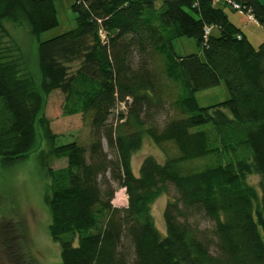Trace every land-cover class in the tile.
Returning a JSON list of instances; mask_svg holds the SVG:
<instances>
[{
	"label": "trees",
	"instance_id": "trees-1",
	"mask_svg": "<svg viewBox=\"0 0 264 264\" xmlns=\"http://www.w3.org/2000/svg\"><path fill=\"white\" fill-rule=\"evenodd\" d=\"M234 1L264 26L261 0ZM226 6L75 0V27L38 41L33 72L7 22L37 36L59 24L55 0H0V160L20 162L38 133L44 140L36 156L62 264H264V41L255 46ZM179 37L195 39L203 55L178 54ZM221 81L229 98L200 106L196 93ZM54 90L65 114L88 117L87 145L57 143L44 115ZM166 104L176 114L160 126ZM146 135L164 160L147 155L136 174ZM202 158L213 162L186 168ZM57 160L66 164L55 168ZM115 185L125 207L112 203ZM169 187L177 196L163 210V233L152 205Z\"/></svg>",
	"mask_w": 264,
	"mask_h": 264
},
{
	"label": "rangeland",
	"instance_id": "rangeland-1",
	"mask_svg": "<svg viewBox=\"0 0 264 264\" xmlns=\"http://www.w3.org/2000/svg\"><path fill=\"white\" fill-rule=\"evenodd\" d=\"M264 3V0H261ZM75 0H55L59 24L41 32L37 36L29 33L28 26H18L7 22V27L12 36L19 43L28 58L29 69L35 71V54L38 41H45L64 33L76 25L77 13L73 10ZM229 17L242 27L248 38L255 46L264 41V26L258 21L248 20V13L243 10H234L225 7ZM174 48L178 54L186 55L198 53L203 55V50L193 38L179 37L174 40ZM160 69L161 60H156ZM76 66V65H75ZM171 88H169L170 90ZM167 98V97H166ZM200 106H209L229 98V91L224 81L217 86L200 90L196 93ZM172 97L167 98V102ZM64 94L60 90L51 92L45 102L44 115L49 119L51 130L57 137V143H67L77 140L87 145L90 141V126L88 117L81 113L67 115L63 111ZM118 106L111 115L110 121L117 118ZM176 114L174 110L166 108L157 114L159 125ZM44 145V140L37 134L34 151L17 163H6L0 160V264H62L59 243L53 240L49 233L50 212L45 203L46 179L42 175L37 159V151ZM106 151H109L106 141H103ZM154 155L159 160H164V153L149 136H145L144 144L133 156V168L136 174L143 158ZM213 162L212 158H202L186 164V168H202ZM66 164L65 160H57L53 167L58 168ZM249 180L258 184L259 176L252 175ZM116 186L113 199L121 200L127 197L124 187ZM123 192V196L118 195ZM177 196L173 187L162 194L152 205V213L157 227L163 233L165 225L163 210L169 200ZM202 229H211L213 222L198 216L192 219Z\"/></svg>",
	"mask_w": 264,
	"mask_h": 264
},
{
	"label": "built area",
	"instance_id": "built-area-1",
	"mask_svg": "<svg viewBox=\"0 0 264 264\" xmlns=\"http://www.w3.org/2000/svg\"><path fill=\"white\" fill-rule=\"evenodd\" d=\"M216 2H223L225 3L226 5H228L231 9H234V10H242L241 6L239 3L235 2L234 0H215ZM248 20H254V17L253 15L249 14L248 15ZM206 32L208 33L209 32V29L206 30ZM122 201H120V199L118 200L117 198L113 199L112 200V203L114 206H117V207H125L127 205V197L124 199V198H121Z\"/></svg>",
	"mask_w": 264,
	"mask_h": 264
},
{
	"label": "bare ground",
	"instance_id": "bare-ground-1",
	"mask_svg": "<svg viewBox=\"0 0 264 264\" xmlns=\"http://www.w3.org/2000/svg\"><path fill=\"white\" fill-rule=\"evenodd\" d=\"M118 195L123 196V192L121 191ZM122 198V197H121Z\"/></svg>",
	"mask_w": 264,
	"mask_h": 264
},
{
	"label": "crops",
	"instance_id": "crops-1",
	"mask_svg": "<svg viewBox=\"0 0 264 264\" xmlns=\"http://www.w3.org/2000/svg\"><path fill=\"white\" fill-rule=\"evenodd\" d=\"M234 21V20H233ZM235 22V21H234ZM236 23V22H235ZM237 24V23H236Z\"/></svg>",
	"mask_w": 264,
	"mask_h": 264
}]
</instances>
